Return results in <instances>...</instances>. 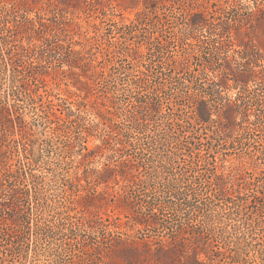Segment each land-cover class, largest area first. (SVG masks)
<instances>
[{
    "label": "rangeland",
    "instance_id": "rangeland-1",
    "mask_svg": "<svg viewBox=\"0 0 264 264\" xmlns=\"http://www.w3.org/2000/svg\"><path fill=\"white\" fill-rule=\"evenodd\" d=\"M0 25V264H95L94 216L131 264H264V0H0Z\"/></svg>",
    "mask_w": 264,
    "mask_h": 264
},
{
    "label": "trees",
    "instance_id": "trees-1",
    "mask_svg": "<svg viewBox=\"0 0 264 264\" xmlns=\"http://www.w3.org/2000/svg\"><path fill=\"white\" fill-rule=\"evenodd\" d=\"M4 25H0V29H3ZM9 30V28H8ZM2 39H5L6 36L1 35ZM160 43V42H159ZM242 77L243 75H239ZM197 116L199 117L200 121H205L206 115L205 113L201 112V110H197L196 112ZM126 164V163H124ZM110 169V167H107L103 170V172H106ZM100 172V173H103ZM103 175V174H102ZM137 217V215H134ZM127 220L131 221H140V223H143L146 226H149L150 219L149 216L147 215L141 217V219L130 217L126 215ZM86 223L88 224L89 227L95 228V230L100 231V236L97 237V241L94 242V245H90V248L88 247L85 249L84 253L86 254V257H88L90 260H95V264H116L112 261L108 260V257L111 255L115 254L119 257H122L128 261V264H131V260L127 257L128 253H131V256L134 255H139L142 254V250L138 248V246L135 245V240L131 239L130 242H128L129 238L128 237H122V233H114L111 230H107L108 226L111 224H114L115 226H119V222L117 221L118 218L115 220L111 221L108 217L103 219L100 216H94V217H87ZM3 237V235H1ZM170 243H173L170 242ZM169 243V244H170ZM137 244V243H136ZM169 244H162L159 247H152L150 243L146 242L143 244L145 246V250L147 252V255H149V259L153 260L152 264H169L167 263V258L170 257L168 253H170L173 249L169 247ZM168 246V247H167ZM191 253H188L183 261V264H199L200 261L195 258L194 252H195V247H191ZM193 254V256H192ZM93 257V258H92ZM130 261H129V260Z\"/></svg>",
    "mask_w": 264,
    "mask_h": 264
}]
</instances>
